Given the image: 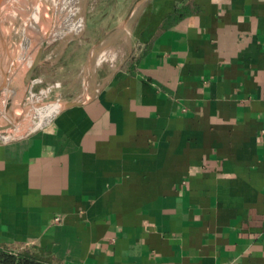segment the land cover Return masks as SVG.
Instances as JSON below:
<instances>
[{"label":"crops","instance_id":"crops-1","mask_svg":"<svg viewBox=\"0 0 264 264\" xmlns=\"http://www.w3.org/2000/svg\"><path fill=\"white\" fill-rule=\"evenodd\" d=\"M138 21L81 104L0 138V246L264 264V0H153Z\"/></svg>","mask_w":264,"mask_h":264},{"label":"rangeland","instance_id":"rangeland-1","mask_svg":"<svg viewBox=\"0 0 264 264\" xmlns=\"http://www.w3.org/2000/svg\"><path fill=\"white\" fill-rule=\"evenodd\" d=\"M152 2L60 0L56 18L64 23V28L56 39L48 43L42 55L43 63L36 69L30 86L26 89L21 81L13 83L14 95L7 112L17 121L12 124L13 129L1 134L12 138L33 133L43 125L41 119L36 118L41 114V107L58 99L66 101L84 94L88 97V91H95L110 73L112 63L121 57V51L125 53L133 39L137 50L141 26L138 20ZM3 25L10 24L5 22ZM10 27L4 35L5 42L12 54L18 57L21 53L15 50L23 45L26 34L32 30L30 27L24 29L21 17L15 19ZM3 99L1 97L0 102Z\"/></svg>","mask_w":264,"mask_h":264},{"label":"bare ground","instance_id":"bare-ground-1","mask_svg":"<svg viewBox=\"0 0 264 264\" xmlns=\"http://www.w3.org/2000/svg\"><path fill=\"white\" fill-rule=\"evenodd\" d=\"M7 1L10 14L6 16L4 23L9 22L11 25L15 19L21 17L24 29L30 27L32 30L29 31L30 36L26 34L23 45L18 46L15 50L21 53L18 57L13 55V51L9 50L4 41L5 38H2L0 43V92L3 93L0 94V98L4 97L3 101L0 102V123L10 122L14 124L16 122L7 112V106L11 103L14 95L13 83L16 81L23 82V77L30 65L35 61L38 50L41 48L46 49L48 43L56 39L58 33L63 30L64 23L56 18V9L61 4L60 0ZM54 6L55 11L53 10ZM10 25H3L4 35L10 31ZM29 48H33L32 52L29 51ZM3 49H6L5 54ZM20 71L24 72V74L20 73ZM61 108L62 104L58 101L44 105V107L40 108V116L36 118H40L43 123H46Z\"/></svg>","mask_w":264,"mask_h":264},{"label":"water","instance_id":"water-1","mask_svg":"<svg viewBox=\"0 0 264 264\" xmlns=\"http://www.w3.org/2000/svg\"><path fill=\"white\" fill-rule=\"evenodd\" d=\"M8 9H9L8 8V1L7 0H0V43H1V39L5 38V36H3L4 35L3 24H4L5 18L7 16V14H8ZM44 50H45L44 48H41V49L38 50V52L36 54L35 61L30 65V67L28 68V70L26 71V73H25V75L23 77V85L25 86L26 89L30 86V84L32 82L33 75H34L36 69L43 63L42 60H40V59H42V55H43ZM3 53L5 54V51ZM3 53H2V55H3ZM57 101L62 104V108L61 109L66 108V107L79 105V104L82 103L81 100H68V101L66 100V101H64V100H60V99H58V100H56L54 102H57ZM21 104H22V102H21ZM9 106H10V103L8 104V107ZM8 114H9V112H8ZM12 119L15 121L14 117H12ZM12 127L13 126H12V124L10 122H8V123H0V138L6 139V137L3 136L1 133H4L6 131H9V130L13 129ZM21 136H23V135H21Z\"/></svg>","mask_w":264,"mask_h":264},{"label":"trees","instance_id":"trees-1","mask_svg":"<svg viewBox=\"0 0 264 264\" xmlns=\"http://www.w3.org/2000/svg\"><path fill=\"white\" fill-rule=\"evenodd\" d=\"M0 264H54V262L52 255L42 249L15 252L0 246Z\"/></svg>","mask_w":264,"mask_h":264},{"label":"built area","instance_id":"built-area-1","mask_svg":"<svg viewBox=\"0 0 264 264\" xmlns=\"http://www.w3.org/2000/svg\"><path fill=\"white\" fill-rule=\"evenodd\" d=\"M60 218H56V220H59Z\"/></svg>","mask_w":264,"mask_h":264}]
</instances>
